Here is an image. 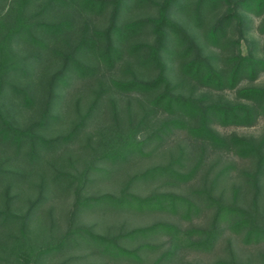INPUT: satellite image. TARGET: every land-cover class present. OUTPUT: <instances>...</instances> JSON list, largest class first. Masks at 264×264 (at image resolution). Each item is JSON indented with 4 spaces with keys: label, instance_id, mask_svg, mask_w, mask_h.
Listing matches in <instances>:
<instances>
[{
    "label": "trees",
    "instance_id": "obj_1",
    "mask_svg": "<svg viewBox=\"0 0 264 264\" xmlns=\"http://www.w3.org/2000/svg\"><path fill=\"white\" fill-rule=\"evenodd\" d=\"M246 14L264 35V0H0V264H264V129H216L264 120Z\"/></svg>",
    "mask_w": 264,
    "mask_h": 264
},
{
    "label": "rangeland",
    "instance_id": "obj_2",
    "mask_svg": "<svg viewBox=\"0 0 264 264\" xmlns=\"http://www.w3.org/2000/svg\"><path fill=\"white\" fill-rule=\"evenodd\" d=\"M246 19V29H245V37L242 40L241 43V49L243 52H246L248 50L253 51L254 53H259L258 47L264 42V35H261L256 27L258 22L260 21L259 18L251 16V15H245ZM257 84H263L264 83V73L261 74V76L255 81ZM226 94L228 97L232 96L231 92L226 91ZM219 132L226 133L229 131H234L239 134H246V135H257L264 129V120L258 121L257 124L251 127H243V126H237V127H216ZM234 248L239 254H244L248 251H252V247L246 246L237 240H234ZM255 250L264 251V245L256 246ZM225 254L223 243L219 244L216 249H214L210 253H196V252H190L187 255V258L193 261H197L200 264H209L212 260H214L218 256H223Z\"/></svg>",
    "mask_w": 264,
    "mask_h": 264
}]
</instances>
